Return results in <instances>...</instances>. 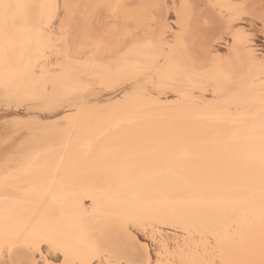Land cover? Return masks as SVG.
<instances>
[{
  "label": "bare ground",
  "instance_id": "obj_1",
  "mask_svg": "<svg viewBox=\"0 0 264 264\" xmlns=\"http://www.w3.org/2000/svg\"><path fill=\"white\" fill-rule=\"evenodd\" d=\"M262 1L5 0L59 8L0 21V114L16 112L0 123V264H260L264 52L239 24L264 23ZM65 4L90 26L78 39ZM117 4L158 6L155 47L113 30ZM166 224L182 238L154 259L132 227Z\"/></svg>",
  "mask_w": 264,
  "mask_h": 264
},
{
  "label": "snow or ice",
  "instance_id": "obj_2",
  "mask_svg": "<svg viewBox=\"0 0 264 264\" xmlns=\"http://www.w3.org/2000/svg\"><path fill=\"white\" fill-rule=\"evenodd\" d=\"M74 7L69 4L64 5L65 15L63 19L60 21L61 23V32H67L69 34L75 32L77 39L79 38V34L81 31H90V26H84L83 28L79 25L76 20L75 13L71 11ZM92 7H100V6H92ZM104 7L113 9V17L116 23L113 25V30H119L120 21H123L124 35L123 40L125 43L135 41L136 47H145V48H153L155 47V19L152 17L151 9L158 7L155 5H136L129 6L124 4H117L115 6L105 5ZM186 9V13L184 18L178 23L180 24L181 31L175 33L177 39L179 40L186 32L191 29L193 20L195 19V5L193 4H185L181 6ZM210 7H215L218 9L224 8H241L242 6L238 5H223L216 4L211 5ZM59 6L56 4H43V5H32V4H20V3H8L5 0H0V21L3 22L5 27L8 26L10 22H15L18 17L23 14L25 17L32 14L33 9H42L45 12L41 13V18L46 14L49 18L55 15ZM141 11H137V10ZM180 15L179 13L177 14ZM204 24H208L209 21L207 19H203ZM110 37L107 33L102 36H98L95 40L91 41L93 47L95 48H104L107 46V42ZM262 219H264V207H262ZM217 243H219V239H217ZM190 264H196L195 261H191ZM215 264H229L227 261L217 260ZM260 264H264V253H262V259Z\"/></svg>",
  "mask_w": 264,
  "mask_h": 264
},
{
  "label": "rangeland",
  "instance_id": "obj_3",
  "mask_svg": "<svg viewBox=\"0 0 264 264\" xmlns=\"http://www.w3.org/2000/svg\"><path fill=\"white\" fill-rule=\"evenodd\" d=\"M178 1V0H177ZM172 5V3L170 4ZM173 6V5H172ZM172 6H170V10H169V14H168V17H169V21L171 23H175V15L173 13V9H172ZM264 0L261 2L260 4V7H259V10L260 12H263L264 14ZM103 12H101V16H102ZM250 24H248V23ZM216 25V24H215ZM239 26H243L245 29H247L252 35H253V38H254V41H255V45L256 47L258 48V50L260 52H264V23L263 21H261L260 19H255V20H250L248 19L246 22H243L241 24H239ZM219 26L216 25V28H218ZM263 32V34H262ZM214 35V34H213ZM220 35V34H219ZM215 36V35H214ZM217 36V35H216ZM224 38L222 39V42H221V50L224 52V51H227L228 50V47H227V41L229 40V37L227 35H223ZM38 108V109H37ZM31 109V110H30ZM26 110V111H25ZM29 110V111H28ZM14 113L16 112H8V113H5V114H0V123H4V121L10 119V117L12 115H14ZM18 114L24 116V117H30V116H33L34 114H40V113H47L45 111H43L41 108H39L38 106L37 107H33V108H23L21 109L20 111L17 112ZM7 118V119H6ZM3 121V122H1ZM2 125H0V130L2 128ZM22 134H25V135H22ZM20 135V136H19ZM17 138H19L18 140H20L22 137L24 136H27L28 133L27 132H22L20 133ZM22 135V136H21ZM4 149H1L0 151L2 152ZM167 225V226H166ZM166 225H161L158 227V229L156 228V231H152L151 229H138L137 227H132L133 230L138 234V236L140 237L141 240L147 242L150 246V252H151V255L154 259H156L158 256H159V247H160V250L164 247V246H168L170 247L171 249H174L176 247V241L177 239H181L182 238V232L181 230L176 227V226H172V225H169V224H166ZM170 226V227H168ZM168 227V228H167ZM172 227V228H171ZM164 228V229H163ZM169 229V231H168ZM137 230V231H136ZM167 230V231H166ZM179 230V231H178ZM141 231V232H140ZM150 231V232H149ZM160 236H158L156 233ZM160 232V233H159ZM175 232V233H174ZM177 232V233H176ZM181 232V233H180ZM147 233V235H146ZM170 233V234H169ZM143 234V235H142ZM156 236V237H155ZM166 236V237H165ZM147 237V238H146ZM174 237V238H173ZM159 238V239H158ZM152 239V240H151ZM155 241H154V240ZM161 239V240H160ZM158 240V241H157ZM167 240V241H166ZM167 242V243H166ZM152 246V247H151ZM153 248V249H152ZM154 251V252H153ZM157 253V254H156ZM52 258V257H51ZM53 260L55 261H59V258H52ZM42 259L39 257V263L40 264H44L43 261H41Z\"/></svg>",
  "mask_w": 264,
  "mask_h": 264
}]
</instances>
